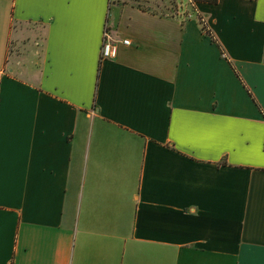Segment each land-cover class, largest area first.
Segmentation results:
<instances>
[{
  "label": "crops",
  "instance_id": "0c3cea01",
  "mask_svg": "<svg viewBox=\"0 0 264 264\" xmlns=\"http://www.w3.org/2000/svg\"><path fill=\"white\" fill-rule=\"evenodd\" d=\"M192 6L0 0V264H264V0Z\"/></svg>",
  "mask_w": 264,
  "mask_h": 264
},
{
  "label": "rangeland",
  "instance_id": "374dc122",
  "mask_svg": "<svg viewBox=\"0 0 264 264\" xmlns=\"http://www.w3.org/2000/svg\"><path fill=\"white\" fill-rule=\"evenodd\" d=\"M166 15L186 16L193 12V0H120Z\"/></svg>",
  "mask_w": 264,
  "mask_h": 264
},
{
  "label": "built area",
  "instance_id": "2783aa9c",
  "mask_svg": "<svg viewBox=\"0 0 264 264\" xmlns=\"http://www.w3.org/2000/svg\"><path fill=\"white\" fill-rule=\"evenodd\" d=\"M186 19H192L194 17L198 18L200 21H204L203 17L196 13L195 9L193 12L188 13L186 16H182ZM123 43L125 45L130 44L129 39H120L113 35L107 28L103 33V41L101 47V60L113 59L118 55L119 44Z\"/></svg>",
  "mask_w": 264,
  "mask_h": 264
},
{
  "label": "trees",
  "instance_id": "16d2710c",
  "mask_svg": "<svg viewBox=\"0 0 264 264\" xmlns=\"http://www.w3.org/2000/svg\"><path fill=\"white\" fill-rule=\"evenodd\" d=\"M193 1L194 2H207V3H211V4L218 2V0H193ZM200 23H201L203 29L205 30L206 34L211 37L212 41L215 42L216 44H218L219 47H221V45H220L219 41L217 40V38L215 37V35L213 33H211V31L205 27L204 21H200ZM221 51H222V53H224L222 48H221Z\"/></svg>",
  "mask_w": 264,
  "mask_h": 264
}]
</instances>
